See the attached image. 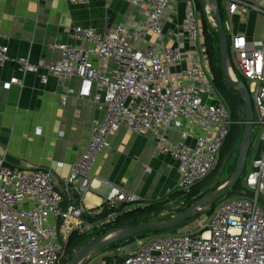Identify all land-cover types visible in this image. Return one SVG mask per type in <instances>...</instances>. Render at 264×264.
<instances>
[{
    "label": "built area",
    "instance_id": "1",
    "mask_svg": "<svg viewBox=\"0 0 264 264\" xmlns=\"http://www.w3.org/2000/svg\"><path fill=\"white\" fill-rule=\"evenodd\" d=\"M124 1L145 12L139 28L128 30L118 25L100 32L73 26L67 32L73 43L50 45L60 52L58 60L13 59L22 75L36 73L42 84L51 75L76 77L77 87L67 89L60 103L64 104L69 94L75 95L93 102L97 113L84 152L59 181L49 169L13 167L0 155V264L60 262L69 234L86 232L92 216L71 200L75 192L90 186L96 159L121 127L136 133L152 132L155 152L177 164L175 188L179 192L203 181L218 164L230 128L237 122L214 85L195 0H185L182 20L188 48L167 47L158 41L163 37L161 21L173 0ZM226 1L229 14L241 7L264 15V0ZM204 11L213 19L209 8ZM134 37L140 44L132 43ZM229 53L248 81L256 108L253 125L261 149L251 159L242 181L243 192L251 195L218 203L210 212L198 214L193 231L136 238L110 255L87 258L82 264H264V35L259 39L231 35ZM6 59L8 46L0 44V63ZM177 65L181 67L175 70ZM230 69L235 76L231 64ZM21 83L18 76H12L2 87ZM169 131L177 132L178 140L172 141ZM65 197L70 203L63 206ZM136 201L134 195L114 187L106 204L118 207ZM116 215L117 211L111 213V220Z\"/></svg>",
    "mask_w": 264,
    "mask_h": 264
},
{
    "label": "crops",
    "instance_id": "2",
    "mask_svg": "<svg viewBox=\"0 0 264 264\" xmlns=\"http://www.w3.org/2000/svg\"><path fill=\"white\" fill-rule=\"evenodd\" d=\"M221 5L229 36L242 34L259 39L264 35L263 14L241 7L229 14L227 1L221 0ZM184 10L185 0H173L166 8L161 21L163 37L158 41L167 47H190L181 28ZM145 19V12L124 0H0V44L8 46V59L0 63V155L8 165L49 169L58 181L66 177L89 142L91 121L97 113L93 102L75 95L69 94L65 103H60L67 89L77 87L76 77L60 79L51 75L42 84L36 73L22 75L13 59L28 56L32 62L39 58L54 62L61 55L50 45L56 41L73 43L67 36L73 26L103 32L123 25L133 30ZM132 43L138 45L140 40L134 37ZM12 76H18L22 83L3 88V82ZM169 138L176 141L179 134L169 131ZM177 179V164L155 152L152 132L136 133L121 127L96 159L90 186L75 192L71 201L98 216L107 205L111 188L118 187L137 200L128 208L159 203L163 211L184 195L175 188ZM68 202L65 197L62 205Z\"/></svg>",
    "mask_w": 264,
    "mask_h": 264
},
{
    "label": "water",
    "instance_id": "3",
    "mask_svg": "<svg viewBox=\"0 0 264 264\" xmlns=\"http://www.w3.org/2000/svg\"><path fill=\"white\" fill-rule=\"evenodd\" d=\"M203 5L209 7L212 12V16L216 26V32L218 36V46H219V57H220V68L222 77L224 78L226 84L232 88H235L239 91L241 101L244 105L245 120L244 128L241 134L239 142V152L236 161V165L232 175L229 179L218 186L213 191L202 195L190 206H188L183 211H180L173 215L170 219L161 222H142L139 224H126L118 226L116 228L110 229L99 236L96 240L80 247L73 256L67 261V264H79L81 261H84L90 257L94 252L98 251L101 248L106 247L107 245L131 238L137 234L146 231H158L164 232L179 226L183 221L205 212L210 208L214 203H216L220 198L232 192L233 188L237 185L239 179L241 178L244 166L251 144V136L253 132V123H254V111L252 100L247 88L246 83L238 80L234 75H231L230 71V53H229V44L228 36L224 28L221 14L219 11L218 2L216 0H199ZM245 196H250L249 192H244ZM113 232H118V234L109 237Z\"/></svg>",
    "mask_w": 264,
    "mask_h": 264
},
{
    "label": "trees",
    "instance_id": "4",
    "mask_svg": "<svg viewBox=\"0 0 264 264\" xmlns=\"http://www.w3.org/2000/svg\"><path fill=\"white\" fill-rule=\"evenodd\" d=\"M217 1H218V6H219V11L221 14L222 22L224 25V20L222 17L221 0H217ZM195 3H196L198 10L200 11V14H201L202 32L204 35V47H205V52H206L208 63H209V68H210L212 76H213L214 85L216 86L219 95L221 96V98L224 100V102L228 106L232 119L237 122L236 124L231 126L229 134H228V136L224 142V145L221 149L218 164H217L216 168L207 176V177H209L214 172H216L221 161L225 158L226 154L229 152L232 145L234 143H236L237 141L240 142L241 134H242V131L244 128L245 112H244V105H243V102L241 101L239 91L235 88L228 86L226 84L224 78L222 77L221 68H220V57H219V46H218L217 32L215 35L211 33V28H210L209 23L206 19L204 6L202 5V3L199 0H195ZM227 36H228V44H229L230 43V36L228 34H227ZM230 64H231V67L233 69V72L235 73L236 78L240 81H243L244 83H247L246 78L237 70V68L235 67L232 60H230ZM252 104H253V101H252ZM254 128H256L255 125H253V131H254ZM252 142H253V134L251 136V144H252ZM245 167H246V165H245ZM243 175H245V174H243ZM243 175L239 179L237 185L232 190L233 192L238 191L242 195L244 194L243 187H242V181H243V177H244ZM207 177L203 181H201L200 183L191 187V189L189 190V193L192 196H196L199 193L201 187L204 186V181L207 179ZM226 180L227 179L220 181L216 185V187L223 184ZM182 193H184V192H182ZM197 199H195V201ZM130 204L131 203H122L120 205V206H124V209L117 211V215L112 220V222H113L112 227H118V226H122V225H126V224H136L138 222V220H140L141 217L146 216V215H150L156 211L161 210V208H162L161 207L162 204H159V203L158 204H152V205L135 206L132 208H128L127 206ZM214 205L215 204H213L208 210H206V212H210L211 209L214 207ZM107 207H108L107 205L103 206V210L99 214L100 216L107 215V213L112 210V209L109 210ZM178 212L179 211L175 212L174 214H176ZM197 216L198 215L192 216V218L197 217ZM149 220L150 219H148L147 221H149ZM185 222H186V220L183 221L176 228L168 230V231H164V232L172 233L173 230H176V229L182 227ZM161 233L162 232H158V231H156V232H154V231L142 232V233L137 234L131 238H127L125 240H120V241L111 243L104 248L116 246L118 243H121V242L128 243L131 240L134 241V239H136V238H142V237L149 236V234L150 235H156V234H161ZM96 239H97V236L78 234L77 231L71 232L67 238L65 245H64L63 257H66L69 260L80 247H82V246H84V245H86V244H88V243H90ZM63 257L61 258V260H63Z\"/></svg>",
    "mask_w": 264,
    "mask_h": 264
},
{
    "label": "rangeland",
    "instance_id": "5",
    "mask_svg": "<svg viewBox=\"0 0 264 264\" xmlns=\"http://www.w3.org/2000/svg\"><path fill=\"white\" fill-rule=\"evenodd\" d=\"M203 6L207 7L206 5H203ZM221 8H222V17H223V20L225 21L227 19V16L225 14V10L223 9L222 5H221ZM210 15H211V11H210ZM207 16L208 15H206V19H207L209 26L211 28V33L215 35L216 34V26L214 25V21H213V19H209ZM224 25H225L224 28L226 27V29H228V27L226 26L225 23H224ZM246 82H247L246 84L248 87V81L246 80ZM253 111H254V117H256V108L254 105H253ZM252 134H253V142L249 146V150H248V154H247V158H246V162H245L246 167L244 166L243 174L246 173L247 166L249 165L251 159L261 149V142L257 137V128H254V131L252 132ZM238 152H239V141H237L236 143H234L232 145L229 152L226 154L225 158L221 161L216 172H214L212 175L207 177V179L204 181V186L201 187L199 193L196 196H192L189 193V191L184 192V193L181 192L184 195L180 198V200L174 206H171L167 210L164 209L163 211L160 210V211H156L150 215L143 216L140 218V220H138V222L136 224H139L142 222H149V221H151V222L166 221V220L170 219L173 215H175L172 213H175L177 211H179V212L183 211L188 206H190L193 202H195V199L199 198L201 195H204V194L209 193V192L213 191L214 189H216L217 188L216 185L220 181H222L224 179L228 180L229 179L228 177H230L232 175L234 168H235V165H236ZM182 194H180V195H182ZM241 196H245V195H242L238 191H235V192L232 191L231 193L226 194L225 196L220 198L214 204L217 205L218 203H221V202L233 199V198L241 197ZM107 208L109 210L110 209H112V210L109 211L107 213V215H104V216L93 215L91 220H90V224L88 225L89 229L84 233H79V232H77V233L83 234V235H89V236L93 235V236H97V238H98L99 236H101L106 231L113 229V228H116V227H112L113 222L110 218V215H111V213H115L116 211L123 210L124 206H120V205L118 207L108 206ZM148 219H150V220L147 221ZM196 219H197V217L192 218V216H191L190 218H188V220L186 219V222L184 223V225L182 227H180L176 230H173L172 233H183V232L193 231L195 224H196ZM162 233H167V232H162ZM132 241L133 240H131L128 243L121 242V243H118L116 246H113V247L101 248L98 251L94 252L88 258H99V257L110 255L113 252H115V250H117L118 248H121L124 245L132 243ZM130 246H131V249L134 248L133 244H131ZM67 261H68V259L66 257H63V260H60V262L58 264H67Z\"/></svg>",
    "mask_w": 264,
    "mask_h": 264
},
{
    "label": "bare ground",
    "instance_id": "6",
    "mask_svg": "<svg viewBox=\"0 0 264 264\" xmlns=\"http://www.w3.org/2000/svg\"><path fill=\"white\" fill-rule=\"evenodd\" d=\"M209 8V7H208ZM230 73H231V75H233V73L230 71ZM116 234H118V232H113V233H111L110 235H109V237H111V236H114V235H116ZM84 262V261H83ZM79 264H82V261L79 263Z\"/></svg>",
    "mask_w": 264,
    "mask_h": 264
}]
</instances>
